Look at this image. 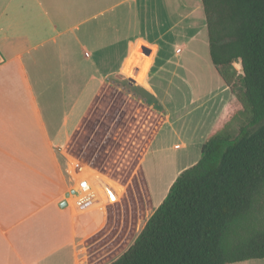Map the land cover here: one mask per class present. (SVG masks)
Returning <instances> with one entry per match:
<instances>
[{
    "label": "crops",
    "instance_id": "crops-1",
    "mask_svg": "<svg viewBox=\"0 0 264 264\" xmlns=\"http://www.w3.org/2000/svg\"><path fill=\"white\" fill-rule=\"evenodd\" d=\"M112 45L136 52L128 55L136 72L115 77L144 83L153 97L161 117L153 141L175 126L164 99L184 96L189 114L211 110L212 119L229 112L234 96L210 60L201 0H0V264H93L50 125L61 115L56 100L75 97L82 73L109 82L95 68L111 66ZM206 136H190V148Z\"/></svg>",
    "mask_w": 264,
    "mask_h": 264
},
{
    "label": "trees",
    "instance_id": "trees-1",
    "mask_svg": "<svg viewBox=\"0 0 264 264\" xmlns=\"http://www.w3.org/2000/svg\"><path fill=\"white\" fill-rule=\"evenodd\" d=\"M210 60L250 118L215 130L133 243L109 264L264 259V0H201ZM238 63L240 69L234 67Z\"/></svg>",
    "mask_w": 264,
    "mask_h": 264
},
{
    "label": "rangeland",
    "instance_id": "rangeland-1",
    "mask_svg": "<svg viewBox=\"0 0 264 264\" xmlns=\"http://www.w3.org/2000/svg\"><path fill=\"white\" fill-rule=\"evenodd\" d=\"M126 23L125 35L132 30L128 19ZM113 37L110 35L109 39ZM108 50L111 66L95 68V73H109V82L89 83L82 73L75 97L56 100L61 115L50 125L69 189L77 188L82 178L98 177L109 182L118 194L108 204H103L106 199L99 192L91 204L78 203L83 193L69 200L74 211L83 214L81 217L88 222V249L94 256L93 264H109L120 256L133 243L176 176L199 159L201 144L195 140L190 148V136L197 138L200 132L209 135L215 130L235 136L250 118L234 92L229 112L213 119L211 110L189 114L191 110L183 104L184 96L164 99L175 126L161 129L153 141L161 124L160 115L153 110V97L144 83L134 86L123 76L115 77L120 70L123 75V69L136 72L130 61L136 52H124L123 45H112ZM125 53L127 60L122 67L119 64H123ZM138 53L143 57L144 52ZM234 67L240 69L238 63ZM144 73L142 70L139 75ZM45 102L48 104V100ZM191 120L195 125L189 127ZM261 260L236 263L264 264Z\"/></svg>",
    "mask_w": 264,
    "mask_h": 264
},
{
    "label": "built area",
    "instance_id": "built-area-1",
    "mask_svg": "<svg viewBox=\"0 0 264 264\" xmlns=\"http://www.w3.org/2000/svg\"><path fill=\"white\" fill-rule=\"evenodd\" d=\"M108 188L111 191L113 190L105 182L100 180L98 177L82 178L77 183V188L72 190V194L74 196H78L80 193H83V195L79 197L78 203L91 204L97 200V198H94V196H92L91 192L94 191L96 195H98V192L102 193L103 197H105V199L107 200L110 197V191Z\"/></svg>",
    "mask_w": 264,
    "mask_h": 264
},
{
    "label": "bare ground",
    "instance_id": "bare-ground-1",
    "mask_svg": "<svg viewBox=\"0 0 264 264\" xmlns=\"http://www.w3.org/2000/svg\"><path fill=\"white\" fill-rule=\"evenodd\" d=\"M106 181V180H105ZM107 183H109V182H107ZM110 184V183H109ZM110 186V185H109ZM110 191V197H109V199L108 200H112L113 198H115L116 197V194H115V192L112 190H109ZM94 192V191H93ZM93 192H91L92 194H93ZM95 193V192H94ZM95 195H96V193H95Z\"/></svg>",
    "mask_w": 264,
    "mask_h": 264
},
{
    "label": "water",
    "instance_id": "water-1",
    "mask_svg": "<svg viewBox=\"0 0 264 264\" xmlns=\"http://www.w3.org/2000/svg\"><path fill=\"white\" fill-rule=\"evenodd\" d=\"M62 205L64 206L65 205V202H62Z\"/></svg>",
    "mask_w": 264,
    "mask_h": 264
}]
</instances>
